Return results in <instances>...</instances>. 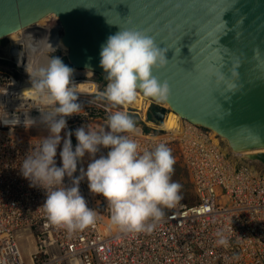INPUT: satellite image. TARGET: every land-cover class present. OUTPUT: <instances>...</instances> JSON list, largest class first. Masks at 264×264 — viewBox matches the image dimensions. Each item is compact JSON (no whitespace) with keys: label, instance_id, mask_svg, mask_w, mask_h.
I'll return each instance as SVG.
<instances>
[{"label":"built area","instance_id":"2783aa9c","mask_svg":"<svg viewBox=\"0 0 264 264\" xmlns=\"http://www.w3.org/2000/svg\"><path fill=\"white\" fill-rule=\"evenodd\" d=\"M31 25L0 39V105L9 120L14 115L19 121L0 123V264H264V176L245 164L234 165L223 152L225 141L206 127L185 119H176L171 129L154 123L148 110L151 105L166 108L163 101L137 95L132 103L113 108L98 99L97 92L107 83L104 75L69 62L58 17L48 15L27 28ZM53 55L73 69L71 79L82 107L80 114L66 118L57 166L65 131L104 125L111 111L119 109L133 118L136 131L127 135L141 150L158 143L175 150L187 171L194 202L177 203L151 231H121L110 222L107 202L90 193L82 179L79 191L96 210L94 224L69 233L48 221L39 207L45 192L29 185L19 163L39 137L48 135L37 109L43 106L26 90L31 86L26 71L46 65ZM27 118L35 121L29 127L23 124ZM69 138L74 147L75 137ZM106 152L101 149L96 156ZM88 162L86 154L73 175ZM63 183L69 185L71 178L64 177ZM218 229L225 230L228 247L215 243Z\"/></svg>","mask_w":264,"mask_h":264},{"label":"clouds","instance_id":"9594fccd","mask_svg":"<svg viewBox=\"0 0 264 264\" xmlns=\"http://www.w3.org/2000/svg\"><path fill=\"white\" fill-rule=\"evenodd\" d=\"M164 52L146 32L119 27L100 45L99 66L107 83L97 92V98L106 100L113 108L132 103L138 93L157 101L166 100L170 93L168 82L152 74L154 68L166 64ZM221 68L217 62H210L200 72L206 82L233 89L237 73L233 70L226 76ZM26 72L31 84L26 90L43 106L37 109L48 135L38 138L20 161L19 171L30 186L45 192L39 207L44 209L48 221L63 226L69 233L94 224L96 210L88 207L79 191L80 181L86 179L89 192L99 194L107 202L112 225L121 231H151L163 217V209L174 207L181 199V185L171 179L175 164L171 149L158 143L150 150H141L138 142L127 135L136 131L133 118L117 109L111 111L104 125L87 124L65 131L57 166V146L61 143V130L67 126L66 118L82 111L71 79L73 69L53 55L46 65ZM18 122L14 115L9 120L0 105V123ZM34 122L27 118L23 124L29 127ZM70 136L75 137L74 147ZM101 149H107L106 154L96 156ZM86 154L87 167L74 176L78 162ZM64 177L71 178L69 185L63 183ZM215 236L217 245L228 247L224 229H218Z\"/></svg>","mask_w":264,"mask_h":264},{"label":"water","instance_id":"95a60500","mask_svg":"<svg viewBox=\"0 0 264 264\" xmlns=\"http://www.w3.org/2000/svg\"><path fill=\"white\" fill-rule=\"evenodd\" d=\"M51 14L62 25L69 62L102 75L99 50L108 35L129 27L152 36L165 49L166 64L152 74L168 82L163 101L170 110L264 165V0H0V39ZM217 18L225 31L213 36ZM229 45L246 54L248 64L244 81L237 72L231 90L206 82L200 72L218 63ZM148 112L161 124L169 110L151 105Z\"/></svg>","mask_w":264,"mask_h":264},{"label":"rangeland","instance_id":"374dc122","mask_svg":"<svg viewBox=\"0 0 264 264\" xmlns=\"http://www.w3.org/2000/svg\"><path fill=\"white\" fill-rule=\"evenodd\" d=\"M224 146L226 147H223V149L227 148L226 153L228 152L227 154L235 162L247 164L254 172H257L264 176V165L256 161L249 160L248 157H246V155L244 156L243 151L241 150L232 152V150L229 147H227L228 145L226 143H224ZM169 148L171 149L172 155L175 157V164L173 165L174 170L171 174V179L177 181L181 185L179 190L181 199L177 203L178 204L192 203L195 201V196L192 192V187L189 182L187 171L184 168V166L180 163V161L177 159L175 150L171 147ZM171 210L172 208H164L163 212L167 213Z\"/></svg>","mask_w":264,"mask_h":264},{"label":"snow or ice","instance_id":"6c2138e0","mask_svg":"<svg viewBox=\"0 0 264 264\" xmlns=\"http://www.w3.org/2000/svg\"><path fill=\"white\" fill-rule=\"evenodd\" d=\"M216 28L219 31H216L213 33V36H220L225 29L222 27L223 22L217 18L215 21ZM205 44H207V40L204 41ZM221 44V43H220ZM212 48H216L217 45L213 43L211 45ZM233 52H236L237 55L233 56ZM239 63V68L236 67V64ZM223 65L221 68V71L227 76L229 75L233 70H235V73H239V79L240 81H244L245 74L248 71V64L246 63V54L240 55V49L236 46L229 45L227 49L221 50L220 52V59L217 63V66Z\"/></svg>","mask_w":264,"mask_h":264},{"label":"bare ground","instance_id":"6f19581e","mask_svg":"<svg viewBox=\"0 0 264 264\" xmlns=\"http://www.w3.org/2000/svg\"><path fill=\"white\" fill-rule=\"evenodd\" d=\"M48 16V15H47ZM46 18V16L45 17H43V18H41L37 23H40L42 20H44ZM37 23H35L34 25H31V26H29V27H27V28H30V27H34ZM63 30V29H62ZM61 33H62V31H61ZM14 34V32L13 33H10V34H8L7 36H12ZM54 39V34L52 33L51 35H50V40L52 41ZM62 47H63V49L64 50H66V47H65V45H62ZM66 53H67V51H66ZM85 72L88 74L90 71H88V70H85ZM89 75V74H88ZM138 95H141V94H139L138 93ZM163 104L165 105L164 107H166V108H168V109H170L169 108V106H168V104L166 103V102H164L163 101ZM176 119L178 120V119H182L180 116H178L176 113H174V112H168L167 113V115H166V117H165V119L163 120V122H162V124H161V127L163 128V129H171V127L173 128V126H174V122L176 121ZM208 131L209 132H213V134H217L214 130H212V129H209L208 128ZM218 135V134H217ZM219 136V135H218ZM220 137V136H219ZM222 140H224L225 141V139H223L222 137H220ZM225 143L228 145V143L225 141ZM223 147H226V146H223ZM227 147H229V145L227 146ZM226 151H227V148H224L223 149V152H225L226 153ZM237 151H239V150H237ZM241 151H243V154H244V156L246 155V157H248V151L249 150H247V149H243V150H241ZM233 152V151H232ZM228 153V152H227ZM242 153V152H241ZM230 160H231V162L235 165L236 163L237 164H240V163H238V162H235L232 158H230V157H228ZM241 164H244V163H241ZM245 165H247V164H245ZM248 166V165H247ZM250 168V167H249ZM251 169V168H250ZM252 170V169H251ZM253 171V170H252ZM254 172V171H253ZM257 173V172H256ZM257 174H259V173H257ZM261 175V174H260Z\"/></svg>","mask_w":264,"mask_h":264},{"label":"trees","instance_id":"16d2710c","mask_svg":"<svg viewBox=\"0 0 264 264\" xmlns=\"http://www.w3.org/2000/svg\"><path fill=\"white\" fill-rule=\"evenodd\" d=\"M146 130H147V128H146Z\"/></svg>","mask_w":264,"mask_h":264}]
</instances>
